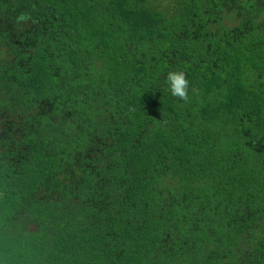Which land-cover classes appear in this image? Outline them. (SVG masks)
Returning <instances> with one entry per match:
<instances>
[{"label":"trees","instance_id":"1","mask_svg":"<svg viewBox=\"0 0 264 264\" xmlns=\"http://www.w3.org/2000/svg\"><path fill=\"white\" fill-rule=\"evenodd\" d=\"M0 264H264V0H0Z\"/></svg>","mask_w":264,"mask_h":264},{"label":"clouds","instance_id":"2","mask_svg":"<svg viewBox=\"0 0 264 264\" xmlns=\"http://www.w3.org/2000/svg\"><path fill=\"white\" fill-rule=\"evenodd\" d=\"M167 90L173 97L186 99L189 81L183 71L171 70L166 74Z\"/></svg>","mask_w":264,"mask_h":264}]
</instances>
